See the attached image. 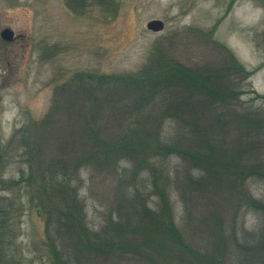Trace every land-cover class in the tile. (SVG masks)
Returning <instances> with one entry per match:
<instances>
[{
  "label": "rangeland",
  "instance_id": "374dc122",
  "mask_svg": "<svg viewBox=\"0 0 264 264\" xmlns=\"http://www.w3.org/2000/svg\"><path fill=\"white\" fill-rule=\"evenodd\" d=\"M81 5L74 6L71 0H0V33L5 27L15 33L11 41L0 34V144L3 149L7 147L2 177L19 179L23 170L28 171L22 150L9 147L7 142L16 129L29 126L33 119L47 113L56 86L71 80L79 71L134 75L149 64L157 47L167 60L186 67L212 65L223 55L230 58L227 52L230 51L251 74L247 77L232 74V80L229 74H223L219 84L231 86L233 82L240 91L238 103L264 111V0H85ZM152 19H162L164 29H148L147 23ZM163 90L156 100L167 104ZM203 98L206 99L199 97L194 103L199 109L194 117L205 123L213 119L221 122L215 135L221 148L228 151L235 148L239 154L242 148L241 159L249 164L264 158V151L261 154L249 148L250 142H242V122L228 118V111L210 107L212 101ZM135 100L126 94L117 96L107 106V113L116 110L122 115L120 109ZM238 103H234L233 111L240 109ZM177 132L176 122L166 118L162 136L172 141ZM38 133L39 130H30L33 136ZM62 133L65 136H56L42 153V159L61 155L55 153L59 149L55 144L67 140L71 134L66 123ZM164 164L173 184L169 196L174 220L185 239L202 252L211 251L216 225L212 212L218 210L231 249L226 264H264V212L248 208L237 212L236 204L225 192L212 202L193 196L185 200L182 198L185 181L188 175H198L199 171L177 157L168 158ZM98 165L92 164V171L84 168L80 171L83 182L79 194L86 206L89 227L98 231L110 218L132 222L130 201L117 197L116 174L109 168L97 170ZM119 168L130 166L121 161ZM143 178L141 187L149 185L144 181L147 176ZM231 184L232 178H228L227 186ZM246 185L254 198L264 200V179L249 177ZM145 191L150 196V206L158 209L159 198L152 193L151 186ZM28 195L25 182L13 189H0V224L6 215L9 226L5 252L19 264H55L47 244L46 221L30 204ZM234 229L238 240L245 243L244 250L231 239ZM55 236L61 245L65 237L57 232ZM148 249L142 248L138 257L130 254L117 257L120 259L116 263L114 259L111 263L97 256L89 259V264H155L161 260L155 251L149 249V253ZM168 261L165 259V263ZM168 264L189 263L177 258Z\"/></svg>",
  "mask_w": 264,
  "mask_h": 264
},
{
  "label": "trees",
  "instance_id": "16d2710c",
  "mask_svg": "<svg viewBox=\"0 0 264 264\" xmlns=\"http://www.w3.org/2000/svg\"><path fill=\"white\" fill-rule=\"evenodd\" d=\"M71 1L74 6H82L85 2ZM227 52L230 58L223 55L212 65L186 67L167 60L157 47L149 64L134 75L76 72L71 80L55 87L47 113L40 119H33L29 126L16 129L7 142L9 147L16 146L26 156L16 152L28 168L27 172L22 171L19 179L2 177L7 147L3 149L0 144V189H13L25 182L30 204L46 221L47 244L55 264H86L87 261L89 264V259L97 256H103L111 263L114 259L116 263L125 254L138 257L144 247L160 256L161 260H156L158 264H168L177 258L189 264H226L231 249L220 211L212 212L216 225L211 251L202 252L193 246L177 228L169 196L173 184L164 161L177 157L199 171L198 175H188L185 181L182 192L185 200L193 196V199L203 197L212 202L225 192L236 204L237 212L242 208L264 212V200L254 198L246 185L249 177L264 179V158L256 163H246L241 159L242 148L239 154L233 147L228 151L219 146L221 142L215 135L221 122L213 119V122L205 123L194 117L199 111L194 103L199 97L206 99L205 96L212 101L210 107L228 111V118L243 123L242 142H250V149L264 151V111L238 103L240 91L233 82L231 86L219 84L223 74H229L230 80L232 74L242 77L251 74L230 51ZM161 55L164 56L162 59ZM117 87H124V90ZM162 90L167 104L156 100ZM125 94L136 100L127 102L125 108L120 109L122 115L116 110L108 114L107 106L111 100ZM234 103L241 105L239 110L233 111ZM168 117L177 124L178 132L172 141L162 136ZM65 123L71 134L67 140L55 144L59 148L55 153L61 155L42 159L50 142H54L56 136H65L62 133ZM32 129L39 130L38 135L30 134ZM121 161H126L130 168L120 169ZM94 163L99 164L97 170L109 168L116 174L117 197L121 201H130L132 222L125 218L117 221L110 218L98 231L89 227L86 206L79 194L83 182L80 171L82 168L92 171ZM144 176L149 185L141 187ZM228 178H232L230 187L227 186ZM148 186L159 198L158 209L149 204L150 196L145 191ZM3 218L0 264H19L5 252L9 226L6 215ZM235 231L231 239L244 250L245 243L238 240ZM56 232L65 237L61 245L57 242ZM149 249L147 252L150 253ZM165 259L169 261L165 263Z\"/></svg>",
  "mask_w": 264,
  "mask_h": 264
},
{
  "label": "water",
  "instance_id": "95a60500",
  "mask_svg": "<svg viewBox=\"0 0 264 264\" xmlns=\"http://www.w3.org/2000/svg\"><path fill=\"white\" fill-rule=\"evenodd\" d=\"M147 27L153 31H161L164 29L165 23L162 19H152L147 23ZM0 34L1 37L7 41H11L15 37L14 31L10 27H5L2 29Z\"/></svg>",
  "mask_w": 264,
  "mask_h": 264
}]
</instances>
